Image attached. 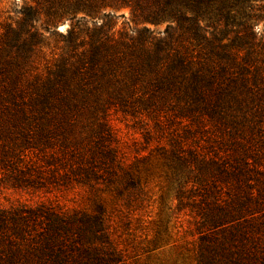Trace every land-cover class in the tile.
<instances>
[{
	"label": "trees",
	"instance_id": "16d2710c",
	"mask_svg": "<svg viewBox=\"0 0 264 264\" xmlns=\"http://www.w3.org/2000/svg\"><path fill=\"white\" fill-rule=\"evenodd\" d=\"M32 2L0 21V187L50 193L112 175L120 113L194 211L197 264H264V0ZM108 3L165 31L75 19ZM97 208L0 207V264H122Z\"/></svg>",
	"mask_w": 264,
	"mask_h": 264
},
{
	"label": "rangeland",
	"instance_id": "374dc122",
	"mask_svg": "<svg viewBox=\"0 0 264 264\" xmlns=\"http://www.w3.org/2000/svg\"><path fill=\"white\" fill-rule=\"evenodd\" d=\"M25 5L34 3L0 0V21L17 17ZM106 14L113 18L114 31L146 27L163 34L167 25L139 24L133 20L130 8L111 3L92 14L78 11L75 19L83 18L82 24L88 26L100 25ZM42 24L43 17L37 26L41 28ZM69 25L68 20H63L54 29L65 33ZM255 29L259 31L261 25ZM53 39L56 38L51 37L49 48L43 50L47 56L55 46ZM144 119L152 125L150 119ZM109 124L115 133L120 169L108 176L99 173L98 179L85 185L58 187L50 193L30 194L0 187V207L43 202L68 212L97 214L99 205L104 211L107 241L120 255L122 264H197L195 213L178 205L159 156L142 146L140 124L116 112L109 116Z\"/></svg>",
	"mask_w": 264,
	"mask_h": 264
}]
</instances>
